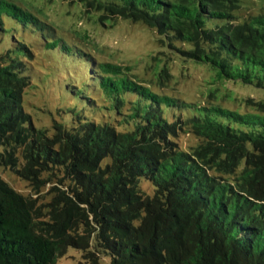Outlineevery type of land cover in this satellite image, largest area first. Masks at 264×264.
Listing matches in <instances>:
<instances>
[{
    "label": "trees",
    "instance_id": "trees-1",
    "mask_svg": "<svg viewBox=\"0 0 264 264\" xmlns=\"http://www.w3.org/2000/svg\"><path fill=\"white\" fill-rule=\"evenodd\" d=\"M66 1L143 23L157 54L204 64L209 83L264 91V7L239 20L240 0ZM40 13L0 0V264H54L70 247L81 264H264V96L196 104L57 37ZM32 32L76 73L45 123L26 100Z\"/></svg>",
    "mask_w": 264,
    "mask_h": 264
},
{
    "label": "rangeland",
    "instance_id": "rangeland-1",
    "mask_svg": "<svg viewBox=\"0 0 264 264\" xmlns=\"http://www.w3.org/2000/svg\"><path fill=\"white\" fill-rule=\"evenodd\" d=\"M240 1L241 6L235 11L239 20L257 14L264 7V0ZM30 5L41 6L42 13L38 14L39 19L45 27L52 26L57 37L74 38L73 41L77 40L83 44L86 51L99 60L137 67L138 74L142 75L143 82L148 86L159 87L167 93H176L179 97L189 99L196 104L207 102L223 105L238 104V100L232 101L227 96H221L223 92L236 94L238 97L264 96V91L261 89L243 87L232 82L209 83L212 80L211 71L202 66L204 64H193L177 53L157 54L160 49L157 47L152 30L141 22L118 19L111 25L109 20H100L98 11H86L85 5L77 1L70 3L66 0H30ZM35 34L33 32L28 34L29 39L33 40ZM85 35H87L86 38H84ZM32 40L30 42L36 56L31 60L30 75L36 81L37 88L26 96V100L29 107L33 109L32 113L43 118L41 122L45 123L51 117L50 112L54 114L60 105L57 101L59 87L65 83L68 85L71 83L68 71L74 76L76 73L70 61ZM165 62L170 64L168 73L171 74L164 73L160 76L154 74V67L164 65ZM215 86L218 90L214 94H209V87ZM5 178L13 187L26 192L24 181L13 173L7 172ZM82 262L81 252L70 247L67 254L57 259L54 264H81ZM99 264H110V257L102 255Z\"/></svg>",
    "mask_w": 264,
    "mask_h": 264
}]
</instances>
